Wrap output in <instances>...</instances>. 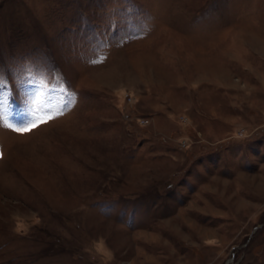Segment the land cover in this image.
Here are the masks:
<instances>
[{"label": "rangeland", "instance_id": "rangeland-1", "mask_svg": "<svg viewBox=\"0 0 264 264\" xmlns=\"http://www.w3.org/2000/svg\"><path fill=\"white\" fill-rule=\"evenodd\" d=\"M0 264H264V0H0Z\"/></svg>", "mask_w": 264, "mask_h": 264}, {"label": "snow or ice", "instance_id": "snow-or-ice-1", "mask_svg": "<svg viewBox=\"0 0 264 264\" xmlns=\"http://www.w3.org/2000/svg\"><path fill=\"white\" fill-rule=\"evenodd\" d=\"M51 119H52L51 116L47 117V119L40 118L38 121H32V122H29L23 126L15 127L13 130L20 133V134L29 133V132L33 131L35 128H37L40 124L46 123L48 120H51ZM9 127H11V126H9Z\"/></svg>", "mask_w": 264, "mask_h": 264}, {"label": "bare ground", "instance_id": "bare-ground-1", "mask_svg": "<svg viewBox=\"0 0 264 264\" xmlns=\"http://www.w3.org/2000/svg\"><path fill=\"white\" fill-rule=\"evenodd\" d=\"M87 148V147H86Z\"/></svg>", "mask_w": 264, "mask_h": 264}]
</instances>
